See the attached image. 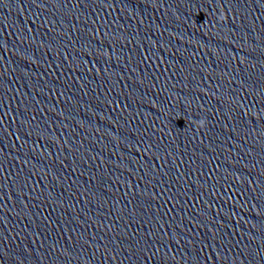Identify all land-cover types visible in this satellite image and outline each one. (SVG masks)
Returning a JSON list of instances; mask_svg holds the SVG:
<instances>
[{
  "label": "clouds",
  "instance_id": "1",
  "mask_svg": "<svg viewBox=\"0 0 264 264\" xmlns=\"http://www.w3.org/2000/svg\"><path fill=\"white\" fill-rule=\"evenodd\" d=\"M203 123H204L203 121H200V126H201V127L203 126Z\"/></svg>",
  "mask_w": 264,
  "mask_h": 264
}]
</instances>
